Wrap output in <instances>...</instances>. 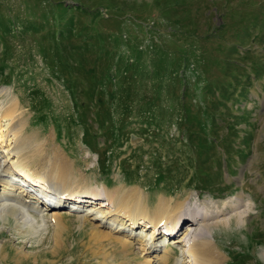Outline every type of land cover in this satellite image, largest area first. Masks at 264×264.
Segmentation results:
<instances>
[{"label": "rangeland", "instance_id": "374dc122", "mask_svg": "<svg viewBox=\"0 0 264 264\" xmlns=\"http://www.w3.org/2000/svg\"><path fill=\"white\" fill-rule=\"evenodd\" d=\"M17 123L100 199L51 202L65 224L56 249L52 225L26 235L1 220L0 264H176L203 223L168 233L166 263L140 251L147 222L136 238L111 232L131 236L126 255L94 235L105 221L79 219L121 187L142 189L150 212L159 196L199 209L243 198L242 222L209 237L220 264H264V0H0L3 133ZM20 159L0 153V167Z\"/></svg>", "mask_w": 264, "mask_h": 264}, {"label": "bare ground", "instance_id": "6f19581e", "mask_svg": "<svg viewBox=\"0 0 264 264\" xmlns=\"http://www.w3.org/2000/svg\"><path fill=\"white\" fill-rule=\"evenodd\" d=\"M23 129V124L17 123L13 129L3 133L4 128L0 125V153H2V156L5 157L6 160L10 157V154L16 156L18 159L21 158L17 162L10 163L5 161L2 165L3 167H0V183H4V186L0 191V221L6 219L8 216L12 217L15 221L14 224L17 231L19 230L20 233L26 235L28 233L32 235L41 233L46 231L48 225H52L54 227L52 230V239L54 242L52 247L56 249V246L63 242L62 228L65 224L63 222L62 213L56 212L58 211V207L50 205L51 202L53 203V201L56 200L63 202L71 199L81 201L82 198L86 197V200H83V202L86 203L89 202L87 198H91L90 200H97L100 199V195L98 192L93 193L89 186L79 181L80 179H78L70 167L64 164H59L54 160V156L49 157L42 147V142H33L32 140H26L25 137H22L21 132ZM39 154H43V159H40L36 167L29 169L28 164L30 159L38 157ZM54 155H56V153ZM14 175H22L24 176L23 179L30 182V184L32 183V185H36V188L34 189L37 191L38 195H40L42 200L35 201V204H41L40 206L44 207V209H39V205L31 206L25 204L26 202H29L28 204L34 203L31 198L25 200V202L11 198L15 197V193H11L10 191H14L15 186L11 180H6V177H12ZM19 191L20 197L24 193L29 192L24 191L22 188H19ZM242 199L243 198L239 197L234 202H232L233 200L225 201L220 205L208 203V207L206 205L199 209L194 204L193 207H186L187 201H181L179 204L176 203L174 205L171 199L159 196L157 202L152 208L153 210L150 212V207L145 201V195L142 189L135 187H121L114 191H104L103 202H101L98 207H92V209L87 208L89 206H84L87 210L83 212V215L79 216V219L82 222L85 221V216L89 213V216H91L90 219H93L95 216V219L98 220V224H96L95 227L100 225L99 222L105 221V225H108L106 232H97L94 235L98 239L103 238L109 242H118V240H120L123 244L122 246L126 249V255L133 253L132 250H130L131 244L128 241L131 236H125V240H127L124 242L120 236L111 237V232H117L124 229L125 231H129L128 235L131 234L132 237L136 238L137 234L134 233V231L137 229V226L147 222L149 227H152V234L146 233L143 229L139 232L141 233L139 236L144 238L142 244L140 243V251L152 255V252L160 251L162 249L161 251H163V254L159 258L166 263L168 262L170 255V252L166 247L168 245H166V237L163 236L164 239L158 243L155 239L156 235L160 233L165 235L162 233L164 231H167L168 233H170V231L176 232L175 230H181L184 229V227L191 229L192 226H189L190 224H195L196 222L203 223L204 225L202 227L190 231V236V232H186L188 238L183 239V241L187 242L183 243L181 254L176 258V264H182L184 257H187L186 261L188 264H220V250L215 246L212 239H210L208 228L217 225L227 226L233 220L236 224L241 223L246 216L245 214L249 210L247 205L242 203ZM92 202L95 203L98 201H90L89 203ZM79 208L81 209V207ZM48 209L54 210L49 217L46 216L45 212ZM71 209L73 208L71 207ZM221 213L228 214L221 217L219 216L222 215ZM110 217L111 219H108ZM207 220H211V222H207V224L204 223ZM106 221L109 222L106 223ZM119 221H125V224H122V227H118ZM147 224L144 226H147ZM158 225H160L164 231L161 229L162 232H160V230L156 228ZM22 251L23 250L18 251L21 256L27 254ZM150 259L152 258L149 257L144 259L141 264H149Z\"/></svg>", "mask_w": 264, "mask_h": 264}]
</instances>
